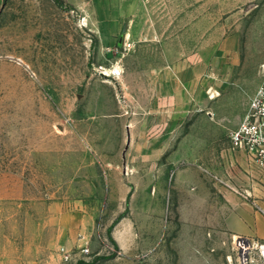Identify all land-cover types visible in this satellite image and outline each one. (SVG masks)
Here are the masks:
<instances>
[{
    "label": "rangeland",
    "instance_id": "obj_1",
    "mask_svg": "<svg viewBox=\"0 0 264 264\" xmlns=\"http://www.w3.org/2000/svg\"><path fill=\"white\" fill-rule=\"evenodd\" d=\"M262 86L264 0H0V264L176 261L181 196L192 221L264 201L222 173Z\"/></svg>",
    "mask_w": 264,
    "mask_h": 264
},
{
    "label": "crops",
    "instance_id": "obj_2",
    "mask_svg": "<svg viewBox=\"0 0 264 264\" xmlns=\"http://www.w3.org/2000/svg\"><path fill=\"white\" fill-rule=\"evenodd\" d=\"M233 105L235 104L231 101L228 107L232 108L234 107ZM235 108L240 111L235 121V126L227 127L231 130L236 129L242 122L248 110V105L241 110L239 103H237ZM209 114L210 116L214 115V111L212 110ZM163 146L160 145L159 157L165 153ZM222 155L224 158L222 160L224 163L222 173L226 177L235 176L238 178V175L244 174L248 180L247 182H241L245 185L243 188L245 193L255 197L264 194L260 186H258L259 181L255 180V178L261 177L259 171L248 160L247 155L243 151L234 150L231 145L223 149ZM175 161L183 162L184 160L176 159ZM185 161L191 160L188 158ZM185 173L183 169L177 170V181L179 183L177 188L180 193H182L183 188H181L179 180L181 181ZM180 199L182 201L179 205V213L182 226L180 233L174 237L170 247L171 250L176 252L177 260L171 262L163 252L157 254L155 259L154 257H146L142 260L140 257L141 264H235L233 239L236 236L264 239V216L256 209L253 202L244 195L242 197V195L239 196L228 190L224 199L222 198L212 207V209L221 214V217L210 221H192V216L187 213L192 208V198H189L190 201H183L181 196ZM257 202L264 206V201L257 200ZM234 213L239 214L238 219L242 225H238L236 220L232 218ZM132 233L133 229L130 224L122 223L116 225L112 231V238L119 249L122 250L120 251V256L122 257H124V249L128 245L127 237L130 238ZM85 238V235H81L79 241H84ZM120 256H117L116 259H120ZM130 260L134 262V257H131Z\"/></svg>",
    "mask_w": 264,
    "mask_h": 264
},
{
    "label": "built area",
    "instance_id": "obj_3",
    "mask_svg": "<svg viewBox=\"0 0 264 264\" xmlns=\"http://www.w3.org/2000/svg\"><path fill=\"white\" fill-rule=\"evenodd\" d=\"M120 75V72L117 73ZM234 150L243 151L264 178V86L251 99L249 108L239 126L230 134ZM253 204L264 216V206L257 200ZM235 264H264V239L236 236L233 239ZM82 253H90L82 248ZM73 260L72 254H65V264Z\"/></svg>",
    "mask_w": 264,
    "mask_h": 264
},
{
    "label": "trees",
    "instance_id": "obj_4",
    "mask_svg": "<svg viewBox=\"0 0 264 264\" xmlns=\"http://www.w3.org/2000/svg\"><path fill=\"white\" fill-rule=\"evenodd\" d=\"M57 2H59L60 0H56ZM125 217V215L123 214V215H121L118 219H117V221L111 226V228L109 229V237H110V239H112L113 240V238H112V231H113V229H114V227L123 219ZM114 241V240H113ZM114 243H115V241H114ZM116 244V243H115Z\"/></svg>",
    "mask_w": 264,
    "mask_h": 264
},
{
    "label": "bare ground",
    "instance_id": "obj_5",
    "mask_svg": "<svg viewBox=\"0 0 264 264\" xmlns=\"http://www.w3.org/2000/svg\"><path fill=\"white\" fill-rule=\"evenodd\" d=\"M118 72V71H117ZM115 73V72H114ZM106 75H108V73H105Z\"/></svg>",
    "mask_w": 264,
    "mask_h": 264
}]
</instances>
